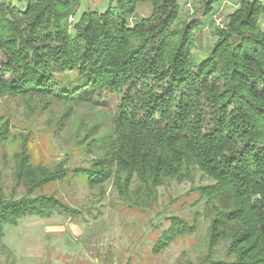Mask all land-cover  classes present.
I'll list each match as a JSON object with an SVG mask.
<instances>
[{"label": "trees", "instance_id": "16d2710c", "mask_svg": "<svg viewBox=\"0 0 264 264\" xmlns=\"http://www.w3.org/2000/svg\"><path fill=\"white\" fill-rule=\"evenodd\" d=\"M25 1L21 10L0 0V100H22L36 115L61 107L60 131L76 107L101 117L78 124L74 150L90 164L73 168L34 164L30 134L13 135L11 119L0 117V147L21 144L9 154L10 194L0 188V242L4 226L25 217L78 216L47 194L51 184L82 180L104 195L111 182L131 206L138 181L137 197L150 207L158 188L201 173L193 191L212 211L201 264H264V0H241L215 27L207 54L194 52L202 17L225 0H197L201 18L186 21L181 0H111L76 21L79 0ZM141 4L150 14L133 22ZM167 219L154 254L198 229Z\"/></svg>", "mask_w": 264, "mask_h": 264}, {"label": "rangeland", "instance_id": "374dc122", "mask_svg": "<svg viewBox=\"0 0 264 264\" xmlns=\"http://www.w3.org/2000/svg\"><path fill=\"white\" fill-rule=\"evenodd\" d=\"M3 1L21 10L26 7L25 0ZM110 1L79 0L80 7L74 20L87 10L105 11ZM240 1L225 0L217 6L216 16L202 17V33L194 52H209L217 40L215 27L222 26ZM181 6L183 21L201 16L196 12L199 9L197 0H181ZM150 11V5H139L133 22L147 17ZM100 111L96 107H76L74 116L60 131L55 118L59 114L58 118L62 116L61 107L54 104L46 112L36 115L35 111L27 109L22 100H0V117L11 119L13 135L30 134L28 145L31 160L36 165L55 166L66 161L71 168L88 167L90 160L74 150L78 139L76 130L81 121L88 125L100 118L97 116ZM82 132L81 129L80 134ZM20 146L13 144L9 150L0 147V188L7 195L13 186L14 162L10 155ZM200 182L201 173H197L194 182L171 180L166 186L158 188V200L150 207L142 206L137 197L138 181L134 182L132 195L137 206L121 202L111 182L104 186V195L82 180L51 184L45 190L47 194L54 193L76 210L78 216L59 213L48 218L28 216L17 225H5L0 242V264H201L207 252L212 211L203 202L199 203V194L193 191ZM208 182L203 180L205 184ZM23 194L21 189L17 197ZM173 215L196 221L198 229L192 235L180 237L160 254H154L152 248L168 229L170 222L167 218ZM225 245L223 243L222 248L217 249L218 255H224Z\"/></svg>", "mask_w": 264, "mask_h": 264}]
</instances>
